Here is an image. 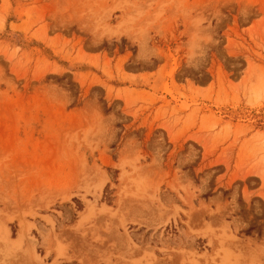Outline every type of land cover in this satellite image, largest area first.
I'll use <instances>...</instances> for the list:
<instances>
[{
  "label": "rangeland",
  "instance_id": "374dc122",
  "mask_svg": "<svg viewBox=\"0 0 264 264\" xmlns=\"http://www.w3.org/2000/svg\"><path fill=\"white\" fill-rule=\"evenodd\" d=\"M0 264H264V0H0Z\"/></svg>",
  "mask_w": 264,
  "mask_h": 264
},
{
  "label": "bare ground",
  "instance_id": "6f19581e",
  "mask_svg": "<svg viewBox=\"0 0 264 264\" xmlns=\"http://www.w3.org/2000/svg\"><path fill=\"white\" fill-rule=\"evenodd\" d=\"M149 198V197H148ZM147 203V202H146ZM141 216V215H140ZM153 218V217H152ZM153 223V222H152ZM156 223V222H155ZM24 231V230H23Z\"/></svg>",
  "mask_w": 264,
  "mask_h": 264
}]
</instances>
